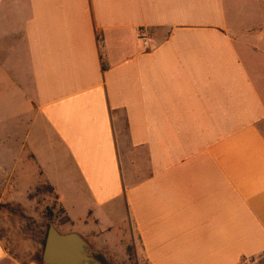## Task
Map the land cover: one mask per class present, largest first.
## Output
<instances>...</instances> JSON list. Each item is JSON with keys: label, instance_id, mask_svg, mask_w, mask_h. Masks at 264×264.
I'll return each mask as SVG.
<instances>
[{"label": "crops", "instance_id": "obj_1", "mask_svg": "<svg viewBox=\"0 0 264 264\" xmlns=\"http://www.w3.org/2000/svg\"><path fill=\"white\" fill-rule=\"evenodd\" d=\"M262 4L0 0V183L35 165L60 233L127 228L147 264L264 254Z\"/></svg>", "mask_w": 264, "mask_h": 264}, {"label": "rangeland", "instance_id": "obj_2", "mask_svg": "<svg viewBox=\"0 0 264 264\" xmlns=\"http://www.w3.org/2000/svg\"><path fill=\"white\" fill-rule=\"evenodd\" d=\"M260 7L264 9V4ZM8 99L10 97L7 95V102ZM17 106L14 101L8 106L9 110L13 109L12 114ZM24 153L26 155L27 151ZM27 170L29 176L20 177V171H17L10 180L11 184L0 183V237L10 253L22 261L30 262L39 259L42 248L40 240L45 228L54 226L58 231L66 230L68 222L64 221L65 216L57 204L55 193L47 189L42 170L35 165ZM88 225L94 228L91 223ZM77 227L83 228L81 224H77ZM95 235L93 231L92 235L85 234L87 240L84 239L89 244ZM108 236L111 239L110 246L100 250L94 245L90 248L91 255L103 256L108 264H147L137 240L129 237L131 234L127 228L116 229ZM239 264H264V254L243 259Z\"/></svg>", "mask_w": 264, "mask_h": 264}, {"label": "water", "instance_id": "obj_3", "mask_svg": "<svg viewBox=\"0 0 264 264\" xmlns=\"http://www.w3.org/2000/svg\"><path fill=\"white\" fill-rule=\"evenodd\" d=\"M44 264H95L87 241L75 232L60 233L54 226L47 231L41 256Z\"/></svg>", "mask_w": 264, "mask_h": 264}, {"label": "trees", "instance_id": "obj_4", "mask_svg": "<svg viewBox=\"0 0 264 264\" xmlns=\"http://www.w3.org/2000/svg\"><path fill=\"white\" fill-rule=\"evenodd\" d=\"M46 187H47V189L50 192H54L53 188L49 184H47ZM64 221L66 223L67 222L68 223L70 222V220L67 217H65V220ZM47 231H48V228L46 227L45 230H44V232L42 233V238L40 240V244L42 246L41 251L39 253V259H38V262L40 264H43L42 259H41V256H42V250H43V247H44V244H45V240H46V236H47ZM92 257L98 262V264H108V262L105 260V258L103 256H101V255H92Z\"/></svg>", "mask_w": 264, "mask_h": 264}, {"label": "built area", "instance_id": "obj_5", "mask_svg": "<svg viewBox=\"0 0 264 264\" xmlns=\"http://www.w3.org/2000/svg\"><path fill=\"white\" fill-rule=\"evenodd\" d=\"M139 37L141 38V40H143V45L145 48H148V44L146 42V36L144 34L143 31H139Z\"/></svg>", "mask_w": 264, "mask_h": 264}]
</instances>
